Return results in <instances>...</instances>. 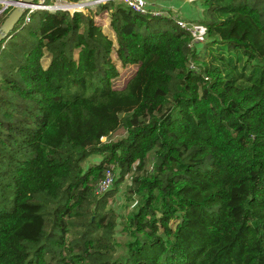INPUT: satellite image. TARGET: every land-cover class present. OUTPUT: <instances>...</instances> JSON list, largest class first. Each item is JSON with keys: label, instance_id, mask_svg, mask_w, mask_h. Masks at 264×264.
Returning <instances> with one entry per match:
<instances>
[{"label": "trees", "instance_id": "obj_1", "mask_svg": "<svg viewBox=\"0 0 264 264\" xmlns=\"http://www.w3.org/2000/svg\"><path fill=\"white\" fill-rule=\"evenodd\" d=\"M191 4L195 48L174 19L120 0L95 12H110L117 47L90 11L37 10L2 41L0 264H264V0ZM114 51L139 66L122 89ZM109 164L140 196L119 261L116 191L95 192Z\"/></svg>", "mask_w": 264, "mask_h": 264}, {"label": "rangeland", "instance_id": "obj_2", "mask_svg": "<svg viewBox=\"0 0 264 264\" xmlns=\"http://www.w3.org/2000/svg\"><path fill=\"white\" fill-rule=\"evenodd\" d=\"M39 1V0H36ZM53 0H50L48 2H52ZM152 3H155V5L160 9L169 10L170 13L175 12V8L171 7V5H168V3H171V0H149ZM159 1L164 2L161 3ZM192 1V0H191ZM177 8H179V5L176 3H173ZM2 5V4H0ZM86 13H89L86 8H83ZM96 6H94L93 9L90 10L91 13H93L97 18H95L96 22L103 28V31L113 39L115 43V47H117V39L115 31L113 30L111 26V15L110 12H103L102 14H95L96 12ZM4 15V14H3ZM3 15H0L3 16ZM1 24V23H0ZM215 45H211V42L209 39H207L205 43V48L201 50L200 56H198V59L200 61H205L211 58L213 54V48ZM112 59L115 61L119 71L120 75L119 77L114 81V87L118 89H122L126 86L128 81L136 74L138 70V65H123L120 60H118L115 51L112 54ZM49 61V56L46 54L43 59L42 63L44 67L47 65V62ZM11 62V59L9 60L7 56L0 57V76H3V73L7 71L8 65ZM1 78V77H0ZM126 135V130L124 128H120L116 131H113L110 133L108 137L102 138V141L106 142L108 140L116 141ZM152 154L149 156V160L147 162V169H152L153 166V159ZM101 160V156H93L90 160L89 164H93L94 162H99ZM134 172L128 174L125 176V178H121L120 169L117 167L116 169V181H118L116 184L112 186L111 189L115 190L116 192L108 199L106 210L111 211L116 216V227L114 229V235L111 239V242L115 245V250L111 252H107V257L111 260H122L128 255V244L132 241H135L136 236L134 235V225L132 224V217L137 209V202L140 200V196L136 195L134 192L131 191L133 185H134ZM177 223V220L173 221L171 223L172 227L175 228ZM75 234V233H74ZM76 235V234H75ZM70 237H75L73 234H70ZM77 250V249H76Z\"/></svg>", "mask_w": 264, "mask_h": 264}, {"label": "built area", "instance_id": "obj_3", "mask_svg": "<svg viewBox=\"0 0 264 264\" xmlns=\"http://www.w3.org/2000/svg\"><path fill=\"white\" fill-rule=\"evenodd\" d=\"M39 0V4L30 6L26 9L23 19V24L26 25L31 22L32 15L37 10H48V11H68L74 13L76 11L85 12L83 8H86L89 12L94 6H97L100 3H106L109 1H118V0ZM124 2L127 6L131 7L134 11L141 13L143 15H152V16H167L175 20V22L186 31L192 33L193 38L189 43V47L195 48L197 44H201L204 40V28L202 25L194 21L184 20L177 15H174L175 12L170 13L169 10L158 8L155 3L150 2L149 0H120ZM0 15L8 13L12 8H14L15 0H0ZM78 5H81L82 10L78 8ZM86 13V12H85ZM95 18H97L95 16ZM189 67L193 70L198 71L199 66L194 61L191 60ZM209 77L205 76V80H208ZM104 138V137H103ZM116 164H109L105 170L103 176L99 179L95 186V192L98 195H104L108 192L115 183L116 180Z\"/></svg>", "mask_w": 264, "mask_h": 264}, {"label": "water", "instance_id": "obj_4", "mask_svg": "<svg viewBox=\"0 0 264 264\" xmlns=\"http://www.w3.org/2000/svg\"><path fill=\"white\" fill-rule=\"evenodd\" d=\"M39 4L36 0H15L12 8L0 24V45L2 41L11 38L17 25L20 23L26 9L30 6Z\"/></svg>", "mask_w": 264, "mask_h": 264}, {"label": "crops", "instance_id": "obj_5", "mask_svg": "<svg viewBox=\"0 0 264 264\" xmlns=\"http://www.w3.org/2000/svg\"><path fill=\"white\" fill-rule=\"evenodd\" d=\"M171 1L172 2L168 3V5H171V7L175 8L176 11H175L174 15H177L178 17H180V18H182L184 20H187V21H194L189 16L188 9L186 8L187 6H190V8H191V6H192L191 0H171ZM159 2L164 4V2H162V1H159ZM173 3H176L177 5H179V8H177ZM184 8H186V10ZM49 63H50V57H49V61L47 62V65L45 67H47L49 65Z\"/></svg>", "mask_w": 264, "mask_h": 264}]
</instances>
